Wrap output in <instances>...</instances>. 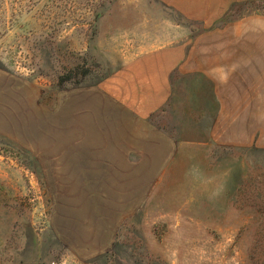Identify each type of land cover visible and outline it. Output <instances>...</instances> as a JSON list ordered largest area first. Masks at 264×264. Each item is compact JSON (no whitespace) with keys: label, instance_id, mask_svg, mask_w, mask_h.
Segmentation results:
<instances>
[{"label":"rangeland","instance_id":"1","mask_svg":"<svg viewBox=\"0 0 264 264\" xmlns=\"http://www.w3.org/2000/svg\"><path fill=\"white\" fill-rule=\"evenodd\" d=\"M165 20L201 30L156 0H0V264H264L263 140L184 131L197 141L149 191L134 157L76 132L86 94ZM178 113L158 126L188 128Z\"/></svg>","mask_w":264,"mask_h":264},{"label":"crops","instance_id":"2","mask_svg":"<svg viewBox=\"0 0 264 264\" xmlns=\"http://www.w3.org/2000/svg\"><path fill=\"white\" fill-rule=\"evenodd\" d=\"M156 1L198 24L197 36L165 20L164 33L144 38L140 52L124 57L86 94L75 119L77 134L89 137L92 130L93 140L111 144L102 156L121 147L120 156L134 157L136 173L145 180L149 176V191L178 148L197 141L181 137L184 131L204 136L201 144L264 142V0ZM254 3L255 12L238 14L240 6ZM167 110L180 112L177 119H187L188 128L158 126ZM99 214L89 220L106 221ZM87 229L92 240L94 226Z\"/></svg>","mask_w":264,"mask_h":264}]
</instances>
